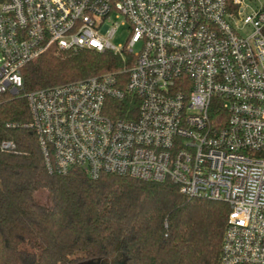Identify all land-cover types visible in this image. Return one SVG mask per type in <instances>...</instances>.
I'll list each match as a JSON object with an SVG mask.
<instances>
[{
  "label": "built area",
  "instance_id": "1",
  "mask_svg": "<svg viewBox=\"0 0 264 264\" xmlns=\"http://www.w3.org/2000/svg\"><path fill=\"white\" fill-rule=\"evenodd\" d=\"M121 26L130 36L115 47ZM52 48L110 52L124 67L24 95L21 127L47 172L170 182L222 202L218 264H264V0H0V99Z\"/></svg>",
  "mask_w": 264,
  "mask_h": 264
},
{
  "label": "trees",
  "instance_id": "2",
  "mask_svg": "<svg viewBox=\"0 0 264 264\" xmlns=\"http://www.w3.org/2000/svg\"><path fill=\"white\" fill-rule=\"evenodd\" d=\"M119 56L48 50L21 69L22 90L0 99V264H218L228 207L188 198L170 182L49 174L25 94L122 70ZM126 104V103H125ZM125 107L114 103L112 117ZM15 126V127H12ZM14 148L2 150L1 143ZM45 192L49 203L35 199ZM120 260V261H119Z\"/></svg>",
  "mask_w": 264,
  "mask_h": 264
},
{
  "label": "rangeland",
  "instance_id": "3",
  "mask_svg": "<svg viewBox=\"0 0 264 264\" xmlns=\"http://www.w3.org/2000/svg\"><path fill=\"white\" fill-rule=\"evenodd\" d=\"M129 31L128 28L125 26H121L118 31L116 32L115 36L111 39L110 43L115 47H123L127 40L129 39ZM139 52V46H136L134 48V53ZM35 199L38 203L42 205H47L49 203L48 195L45 192H37L35 194ZM117 259H121L120 256L117 257ZM120 261V260H119ZM117 262L111 261H98L94 264H116Z\"/></svg>",
  "mask_w": 264,
  "mask_h": 264
},
{
  "label": "flooded vegetation",
  "instance_id": "4",
  "mask_svg": "<svg viewBox=\"0 0 264 264\" xmlns=\"http://www.w3.org/2000/svg\"><path fill=\"white\" fill-rule=\"evenodd\" d=\"M113 261H114V262H117L116 264H118V259H117V258H116V259H114Z\"/></svg>",
  "mask_w": 264,
  "mask_h": 264
}]
</instances>
